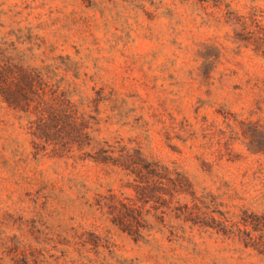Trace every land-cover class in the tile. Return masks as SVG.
Returning a JSON list of instances; mask_svg holds the SVG:
<instances>
[{"label": "rangeland", "instance_id": "374dc122", "mask_svg": "<svg viewBox=\"0 0 264 264\" xmlns=\"http://www.w3.org/2000/svg\"><path fill=\"white\" fill-rule=\"evenodd\" d=\"M0 36L54 72L96 141L188 182L166 204L145 191L135 243L89 209L136 201L121 176L37 162L0 100V264H264V0H0ZM72 230L104 245L45 244Z\"/></svg>", "mask_w": 264, "mask_h": 264}, {"label": "trees", "instance_id": "16d2710c", "mask_svg": "<svg viewBox=\"0 0 264 264\" xmlns=\"http://www.w3.org/2000/svg\"><path fill=\"white\" fill-rule=\"evenodd\" d=\"M56 78L48 68L26 64L17 47L0 36V100L24 122L34 160H64L63 165L70 168L89 162L108 170V174L121 176L123 186L137 194L136 201L120 200L108 192L96 195L89 209L135 243L143 242L140 222L145 191L151 189L153 201L166 204L160 195L184 192L187 179L175 167L146 162L138 149H126L121 142L96 141L88 133L91 126L97 125L95 119L71 102V92L63 89ZM158 202L155 205H160ZM64 236L67 237L58 235L45 241L51 250L61 247L63 259L69 250L76 249L84 260L82 255L87 247L98 251L104 245L103 239L94 233L72 230L70 236Z\"/></svg>", "mask_w": 264, "mask_h": 264}]
</instances>
